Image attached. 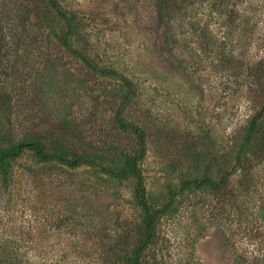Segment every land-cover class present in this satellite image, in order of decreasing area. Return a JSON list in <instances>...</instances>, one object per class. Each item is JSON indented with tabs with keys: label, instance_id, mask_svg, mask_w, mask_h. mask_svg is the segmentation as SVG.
Instances as JSON below:
<instances>
[{
	"label": "rangeland",
	"instance_id": "obj_1",
	"mask_svg": "<svg viewBox=\"0 0 264 264\" xmlns=\"http://www.w3.org/2000/svg\"><path fill=\"white\" fill-rule=\"evenodd\" d=\"M191 1L164 32L155 0H54L79 20L69 50L47 36L51 26L66 30L50 0H0V147L35 127L92 159L101 152L84 147L89 142L136 151L138 139L118 133V116L144 131L153 206L182 181H216L264 105L255 69L264 58V0ZM124 77L141 90L134 100L124 102ZM132 189L86 167L43 168L26 155L0 173V250L14 251L20 264H114L107 246L130 245L141 227ZM261 254L264 162L237 171L219 191L179 193L142 264H253Z\"/></svg>",
	"mask_w": 264,
	"mask_h": 264
},
{
	"label": "trees",
	"instance_id": "obj_2",
	"mask_svg": "<svg viewBox=\"0 0 264 264\" xmlns=\"http://www.w3.org/2000/svg\"><path fill=\"white\" fill-rule=\"evenodd\" d=\"M191 5L197 3L198 0H192ZM185 0H155L156 19L159 26L166 30L168 26L166 23L171 19L174 12L187 10L190 7H182ZM50 9L56 13L55 18L58 17L65 22L66 30L57 32L50 27V33L47 36L56 38L59 44H62L66 49L72 50L70 45L71 38L80 34L79 20L74 15H66L59 11L55 6L54 0L49 2ZM5 6L0 5V23L3 22ZM20 12V27L23 31L28 29V17ZM26 16V17H25ZM78 21V22H77ZM164 31V30H163ZM165 32V31H164ZM38 35V34H37ZM26 37H28L26 35ZM36 40V36H33ZM32 37V38H33ZM228 64V61H226ZM226 66V65H225ZM255 69L262 77H264V58L259 61ZM117 72V71H114ZM117 74V73H116ZM259 80V76H258ZM124 95H122L124 102L134 100L138 97L140 89L133 78L124 77ZM10 103V100H8ZM17 106V105H16ZM116 129L120 134L134 135L138 141L139 146L136 151L131 149L121 148L117 141H103L102 144L94 145L93 143L84 144V147L100 151L96 158L87 157L88 154L77 153L66 150L64 146L60 145L56 138H47L42 136L35 127L29 129L23 139L12 143L6 147H0V173L7 176V170L19 161L24 156H29L33 159L34 164L50 170H59L62 172H70L79 168H90L102 174L104 177L112 178L116 181H128L132 184V199L134 205L138 208L140 213V228L136 235V241L130 245L118 247L115 245H108L107 252L111 253L114 264H142L143 257L146 251L154 244L155 232L159 219L164 216L173 206L177 195L181 192L190 189H206L210 188L214 191H219L228 185L230 176L239 170L248 172L255 167V165L264 162V105L254 112L248 118L244 127L245 133L242 142L235 157V163L231 168H226L220 171L219 178L213 181L211 178L205 176L201 179H190L182 181L176 189H169L167 201L159 207H155L149 201L148 192L146 189V180L144 176L143 161L146 157V137L144 131L136 124L128 121L124 117L114 116ZM1 139V138H0ZM47 140V141H46ZM103 146V147H102ZM131 150V151H130ZM102 158L106 159V163H102ZM252 161L254 164H252ZM251 162V164H249ZM129 235H126L124 244H126ZM1 254H5L4 258H0V264H20L17 260V255L14 251L6 252L0 250ZM243 260L246 261L245 257ZM253 264H264V254L257 255L253 258Z\"/></svg>",
	"mask_w": 264,
	"mask_h": 264
}]
</instances>
